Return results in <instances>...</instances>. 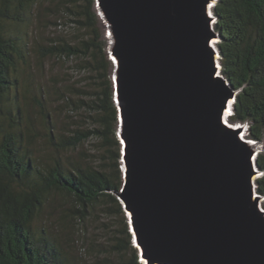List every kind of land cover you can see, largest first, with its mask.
Returning a JSON list of instances; mask_svg holds the SVG:
<instances>
[{
    "label": "water",
    "instance_id": "1",
    "mask_svg": "<svg viewBox=\"0 0 264 264\" xmlns=\"http://www.w3.org/2000/svg\"><path fill=\"white\" fill-rule=\"evenodd\" d=\"M217 0H95L119 109L117 195L145 264H264L258 144L229 122Z\"/></svg>",
    "mask_w": 264,
    "mask_h": 264
},
{
    "label": "trees",
    "instance_id": "2",
    "mask_svg": "<svg viewBox=\"0 0 264 264\" xmlns=\"http://www.w3.org/2000/svg\"><path fill=\"white\" fill-rule=\"evenodd\" d=\"M49 1L59 5L58 0H0V264H85L69 254L62 231L47 219L57 194L73 200L83 222L97 208L121 217L119 233L113 234L106 250H100L104 256L94 264H112L111 254L118 255L117 264H144L117 195L123 184L119 109L108 40L95 0H66L65 14L80 36L74 42L45 44L34 28L42 11L35 12ZM213 11L221 71L239 90L230 120L248 124L249 137L262 141L264 0H217ZM29 31L33 35L27 38ZM34 52L41 59L79 58L81 70L88 73V87L81 90L84 98L69 99L67 108L83 110L88 125L63 132L53 116L56 112L46 106L47 89L40 84L39 94L32 97L44 132L39 128L19 93L23 73L32 69L28 60ZM94 138L99 148L91 158L82 148ZM39 139L48 145L46 151L37 148ZM257 163L263 171L256 180L257 190L264 196V154L258 155ZM37 222L43 225L35 226Z\"/></svg>",
    "mask_w": 264,
    "mask_h": 264
},
{
    "label": "rangeland",
    "instance_id": "3",
    "mask_svg": "<svg viewBox=\"0 0 264 264\" xmlns=\"http://www.w3.org/2000/svg\"><path fill=\"white\" fill-rule=\"evenodd\" d=\"M58 3L59 5L57 2H45L42 7L39 5L35 12L37 14L40 9L42 11L35 18L36 24H34V28L38 31L39 39L45 44H54L62 41L74 42L81 33L75 29L74 23L70 20V16L65 14L68 11L66 9V0H58ZM101 29L104 38L107 39V30L102 22ZM25 32H22L24 36H26ZM29 32L31 34L27 38L33 35L32 31ZM109 59L111 60L110 55ZM28 62L31 64L32 69L27 68L28 70L23 73L19 93L22 103L27 106L32 116H34L39 128L44 132L43 125L39 124V108L32 100V97L36 98V95L39 94L37 88L40 87V84H43L47 89L45 98L46 106L51 112H56L53 116L61 126L63 132L70 133L72 127H81V124L88 125V122L82 119L83 110H80L79 107H76L78 110L73 111L67 108V101L69 99L77 101L80 98H84L81 90L87 89L88 87V73L86 70H81L79 58L47 56L41 59L34 52ZM110 72L111 79L114 83L113 69ZM235 124H239V122ZM83 128L86 127L83 126ZM249 130L250 127L246 124L244 130L245 135L251 138L249 137ZM40 135L43 136V133L41 132ZM258 145L261 147L258 155L264 154V140L260 141ZM37 148L41 151H46L48 145L43 139H39ZM98 148V140L94 138L86 142L82 149L88 155L91 154V158H95L98 153ZM47 212V219L54 227L62 231L61 235L66 240V248L77 262L94 264V261H96L99 255L101 257L104 256L103 253H100V250H106L109 243L113 240V234L119 233L117 229L120 228L121 217L116 218L111 213L103 210V208H97L91 214H88L85 222H83L80 220V214L77 208H75L73 200L62 196V194H57L53 197ZM125 216H127L126 211ZM44 221L46 222V218H44ZM38 225H43V223H35V226ZM110 257L112 264L118 263L119 258L117 254H111ZM140 261L144 260L140 258Z\"/></svg>",
    "mask_w": 264,
    "mask_h": 264
},
{
    "label": "bare ground",
    "instance_id": "4",
    "mask_svg": "<svg viewBox=\"0 0 264 264\" xmlns=\"http://www.w3.org/2000/svg\"><path fill=\"white\" fill-rule=\"evenodd\" d=\"M229 114H231V111H230V110L227 112V117L230 118ZM242 136H243L244 138H246L245 132H244V134H243ZM257 148H258V151L260 152V151H261V147L258 146Z\"/></svg>",
    "mask_w": 264,
    "mask_h": 264
},
{
    "label": "clouds",
    "instance_id": "5",
    "mask_svg": "<svg viewBox=\"0 0 264 264\" xmlns=\"http://www.w3.org/2000/svg\"><path fill=\"white\" fill-rule=\"evenodd\" d=\"M115 99V98H114ZM233 114V113H232ZM232 114L230 115L229 114V116L231 117L232 116ZM230 119V118H229ZM240 123V122H239ZM240 124H242V123H240ZM248 125V124H247ZM244 134V133H243ZM122 145V144H121ZM121 169H122V167H121ZM141 258V257H140ZM144 262V261H143ZM144 264H145V262H144Z\"/></svg>",
    "mask_w": 264,
    "mask_h": 264
}]
</instances>
